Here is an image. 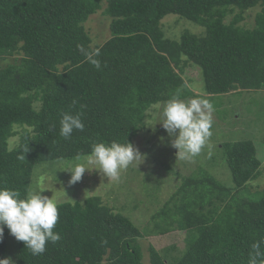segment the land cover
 <instances>
[{"label": "trees", "instance_id": "16d2710c", "mask_svg": "<svg viewBox=\"0 0 264 264\" xmlns=\"http://www.w3.org/2000/svg\"><path fill=\"white\" fill-rule=\"evenodd\" d=\"M100 12L111 35L95 45L86 23ZM250 13L254 24L246 22ZM171 15L199 32L171 38L163 28ZM80 47L99 51L100 70ZM9 58L0 67V187L24 198L39 190L40 165L82 163L97 142L135 146L141 133L154 131L158 105L177 93L199 98L185 80L188 68L199 70L210 102L264 90V0H0V61ZM63 113L80 114L83 131L60 136ZM153 138L144 141L145 156L156 155ZM221 149L231 184L203 163L173 185L146 226L97 194L58 204L53 231L60 240L38 256L19 241L15 264H145L141 240L174 232L183 240L162 249L151 244L150 264H248L252 245L264 241V140ZM127 169L129 179L142 175L133 164ZM151 177L145 196L160 204L164 190ZM254 181L256 192L249 189ZM9 237L5 227L0 260Z\"/></svg>", "mask_w": 264, "mask_h": 264}, {"label": "rangeland", "instance_id": "374dc122", "mask_svg": "<svg viewBox=\"0 0 264 264\" xmlns=\"http://www.w3.org/2000/svg\"><path fill=\"white\" fill-rule=\"evenodd\" d=\"M255 17V13H250L247 15L246 22L254 24ZM86 26L94 38L95 45H102L111 35L110 20L106 19L102 12L92 16ZM163 28L166 34L173 39H179L185 31L190 33L199 32H197V27L194 24L172 15L167 16L163 20ZM13 61L14 58H9L5 62L0 61V67H4ZM184 76L188 86L192 88L195 95L205 99L206 97L202 96L205 95L203 94L204 85L199 70L188 68ZM251 95H236L232 92L212 98L211 103L214 106L212 113L213 123L210 129L212 134L201 153L190 161L177 159V150L170 146L168 133L159 123L162 113L161 108L164 105L161 104L158 105V111L152 113L155 117L154 120H156L150 121L152 126L156 127L155 129L153 128L154 131L148 132V134L144 131L136 138L134 143V147L139 149L140 153L145 157V159L141 158V160L133 164L141 171L142 175L138 178L135 180L127 178L129 175H125L129 170L125 169L121 171L122 176L120 174V179L115 181L109 179L98 170H91L92 166H89L91 171H86L80 182L70 185L68 181L71 174L66 169L81 163L79 159L73 162H57L48 166L40 165L37 170L42 173V177L41 185L38 189L43 191L42 195L52 198L57 205L75 202L77 199L83 201L93 195H100L117 212L130 217L138 226H146L151 219V215L169 198L168 194H170L177 183L182 181L183 176L191 175L203 163L209 167L211 173L219 180L231 184V172L221 155L223 143L242 141L249 138L256 141L264 140V90L257 91L253 97ZM155 135L156 139L153 138V140L157 142L156 147H154L157 148V152H154L156 155L145 156V142L148 138ZM147 148L151 149L148 146ZM203 153L206 157H202ZM260 153L264 156V150H260ZM262 162L264 164V157ZM149 174L152 175L151 179L155 183H159L164 190L160 204H156L154 201L150 202V199L145 196L146 193L143 187L145 186L144 183L149 181L146 178ZM158 177L159 179H157ZM262 181L261 188L264 187V179ZM258 183V181L252 182L249 189L252 192H256ZM50 184H53L54 187H51ZM182 240L183 234L177 232L164 237L152 236L142 239L141 244L146 254L145 264H150L148 250L151 244H154L156 248L162 249L169 244ZM18 243L19 241L10 235L7 243L9 250L5 257L9 261L6 260V264H15Z\"/></svg>", "mask_w": 264, "mask_h": 264}, {"label": "clouds", "instance_id": "9594fccd", "mask_svg": "<svg viewBox=\"0 0 264 264\" xmlns=\"http://www.w3.org/2000/svg\"><path fill=\"white\" fill-rule=\"evenodd\" d=\"M80 51L94 68L101 69V62L96 58L99 51L89 52L83 47H80ZM213 111L214 106L207 99L190 98L185 101L179 98V93L164 103L159 123L168 133L170 146L177 150V159L190 161L201 153L212 134L210 129ZM83 129L80 114H62L60 136L69 139L74 130ZM141 158L145 159L139 149L128 142L93 143L91 152L82 163L66 169L71 174L68 183L72 185L80 182L83 174L93 169L118 181L121 171ZM89 166H92L91 170ZM42 192L32 190L21 198L18 191L0 187V240L6 227L17 241L24 242L33 256L42 255L47 243L55 244L60 240L59 233L53 231L59 219L58 205L52 198L42 195ZM261 244L264 241L252 245L248 264H260L264 258ZM6 260L8 259L0 260V264H4Z\"/></svg>", "mask_w": 264, "mask_h": 264}]
</instances>
